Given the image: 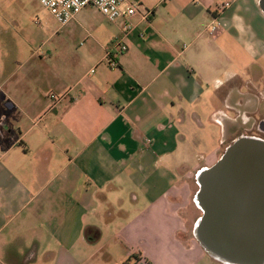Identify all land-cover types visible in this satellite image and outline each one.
<instances>
[{
    "label": "crops",
    "instance_id": "crops-1",
    "mask_svg": "<svg viewBox=\"0 0 264 264\" xmlns=\"http://www.w3.org/2000/svg\"><path fill=\"white\" fill-rule=\"evenodd\" d=\"M226 1L0 14V264H204L192 183L264 114L262 0Z\"/></svg>",
    "mask_w": 264,
    "mask_h": 264
},
{
    "label": "water",
    "instance_id": "water-1",
    "mask_svg": "<svg viewBox=\"0 0 264 264\" xmlns=\"http://www.w3.org/2000/svg\"><path fill=\"white\" fill-rule=\"evenodd\" d=\"M198 182L195 235L206 251L231 264H264V140L237 139Z\"/></svg>",
    "mask_w": 264,
    "mask_h": 264
},
{
    "label": "built area",
    "instance_id": "built-area-1",
    "mask_svg": "<svg viewBox=\"0 0 264 264\" xmlns=\"http://www.w3.org/2000/svg\"><path fill=\"white\" fill-rule=\"evenodd\" d=\"M42 6H44L61 24H67L77 12L83 8L93 5L96 6L99 11L104 14L110 21H116L121 17L128 15H134L139 11V0H38ZM231 5V1L228 0L222 5V9ZM143 19H148L151 15L150 11L146 10L141 12ZM222 26V20L219 16L210 23L207 31L214 35ZM132 25L127 24L125 31H129ZM118 48L120 52H124L128 49L126 43L122 38L116 39L111 47L107 51V56L110 58V64L112 67L118 66V62L113 58V48ZM53 99L57 98L56 94H52ZM5 126V120L0 119V127ZM0 155V162H1Z\"/></svg>",
    "mask_w": 264,
    "mask_h": 264
},
{
    "label": "rangeland",
    "instance_id": "rangeland-1",
    "mask_svg": "<svg viewBox=\"0 0 264 264\" xmlns=\"http://www.w3.org/2000/svg\"><path fill=\"white\" fill-rule=\"evenodd\" d=\"M4 1V0H3ZM8 1V5L0 11V14L3 17H27V20L33 17V22L35 23L34 19L37 21H41L42 29L47 30L48 28H55L57 25L56 19L54 16L44 7L38 0H5ZM12 4V5H11ZM82 12L85 14L86 17H105L96 6L89 5L83 8ZM28 29H30V22L28 23ZM261 115L264 114L261 112ZM256 118L253 116L252 121H255ZM231 140L225 142V146L230 145ZM228 144V145H227ZM224 146V147H225ZM223 147V148H224ZM227 148H224L226 151ZM224 151V152H225ZM214 164V163H213ZM212 164V165H213ZM193 191L197 194L199 190V182L193 181ZM191 217L189 219V235L193 236L194 229L198 219L200 218V214H202V209L200 205L196 202V200L192 201L191 204ZM214 258V259H213ZM211 257L210 255L204 261V264H231L224 262L216 257Z\"/></svg>",
    "mask_w": 264,
    "mask_h": 264
},
{
    "label": "flooded vegetation",
    "instance_id": "flooded-vegetation-1",
    "mask_svg": "<svg viewBox=\"0 0 264 264\" xmlns=\"http://www.w3.org/2000/svg\"><path fill=\"white\" fill-rule=\"evenodd\" d=\"M255 118L256 120L252 121V118L249 117L247 119V126L236 128L234 139L231 141L232 143L246 136L257 137L264 140V116L259 113Z\"/></svg>",
    "mask_w": 264,
    "mask_h": 264
}]
</instances>
